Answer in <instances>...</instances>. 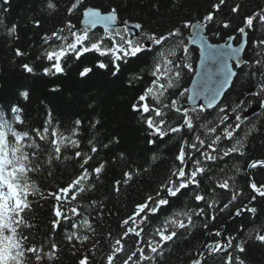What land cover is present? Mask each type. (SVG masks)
I'll return each mask as SVG.
<instances>
[{
	"label": "trees",
	"instance_id": "obj_1",
	"mask_svg": "<svg viewBox=\"0 0 264 264\" xmlns=\"http://www.w3.org/2000/svg\"><path fill=\"white\" fill-rule=\"evenodd\" d=\"M76 1L53 0L57 5V10L53 12L47 9V0H8V3H0V20L3 21L0 24V114L10 122H14L15 116L19 115L23 124L14 126L18 130L27 131H42L51 119L52 125L65 135H71L73 129H76L78 134L72 138L80 142L79 149L70 146L62 148L60 159L54 158L49 165L46 161L48 153L52 151L51 146L37 138V142L42 145L39 156L43 167L39 173L32 175V179L45 195L65 186L80 171V160L75 158V151L81 150L91 154L89 140L99 148L88 165L89 170L100 162H106L105 171L100 178L97 180L93 175L89 181L92 187L79 194L77 201L65 205V210L70 206L79 205L80 215L72 216L67 213L71 219L63 220L61 227L55 230L51 227L54 200L42 199L38 195L31 197L32 210L29 217L34 227L26 229V233L35 238V243L43 245L45 251L50 249L51 242L57 244L56 258L49 264H78L83 255L89 257L90 264H107L106 256L110 253L115 239L120 238L125 230L122 221L147 195H154L159 186L166 182L174 167L179 165L175 156L181 143L184 140L195 142V136L200 135L207 144L216 135H220L221 141L214 147L226 150L240 139L244 143V155L236 152L222 159L206 161L199 152L189 149L193 152L194 159L203 160L201 166L206 168V173L198 176L199 187L191 186L177 197L169 198L170 205L151 217L150 222L141 225L145 229L144 239H147L148 234L156 227L162 226L167 217L174 216L175 212L203 207L206 215L193 216V226L178 229L177 237L164 246L163 257H157V264H191L193 259H199L202 264H224L225 254L210 253L206 245L214 242L226 243L229 237L233 238L234 244H239L240 239L246 248L244 253L229 249L233 255L241 256L245 264H264V243L254 239L256 230L264 231V198L257 196V199L252 201L254 193L249 186L251 180L258 184L264 183V168L248 167L251 161L264 159V45L253 46V41L264 39V27L257 22L255 30H248L244 50L245 63L237 69V76L220 104L205 111L189 110V115L193 117L194 130L189 132L185 128L180 133H170L160 139L150 134L140 113L133 111L132 105L154 78L151 73L159 59L158 52L174 46L179 39H183L185 44L184 36L190 27L184 28L183 24L186 21L190 24L201 21L208 11L212 10L211 5L218 0H79L77 8L69 15L67 9ZM237 4L241 7L239 12L234 14L230 9ZM86 6H102L104 9L116 7L118 22L127 21L143 26L137 38L142 39L144 43L148 42L144 39V33L167 34L179 27L183 36L170 38L163 47L150 44L151 51L124 62L118 61L120 68L115 75L111 57L100 56L95 52L86 53L79 60L70 55L62 62L65 69L62 74L45 75L43 69L51 64L45 58V52L58 47L62 41L52 37L45 43L43 37H51L57 29L65 28L69 21L77 28L82 10ZM261 8H264V0H226L221 11L215 14L214 21L204 28L205 35L212 42L222 41L230 35H234L236 41L240 37L237 29L242 26L243 18ZM223 22H228L230 27L224 28ZM12 25L16 26L17 31L10 35L8 29ZM91 34L98 37L104 33L96 29ZM61 35L69 33L65 31ZM17 49L24 55L17 56ZM188 49L187 61L183 59L182 48L177 49L175 57H170L180 64V68H173V72L161 82L166 84L168 78L175 82L177 70L181 76L179 82L168 89L162 98L165 104H170L173 99H184L186 95L185 88L197 60V50L192 47ZM99 60L107 63L108 67L99 68ZM257 60L260 62L257 63ZM185 62L191 63V69L183 67ZM25 63L33 67L32 73L24 70ZM85 67L92 70L81 77L80 72ZM253 68L261 75V86L255 96L244 97L243 102L244 105L259 103L262 106L258 112L239 122L235 118L242 108L237 107L233 113H228V109L233 101L249 88ZM24 93L28 94L27 98ZM181 93L184 95L181 96ZM221 107L226 109L225 112H220ZM13 108L16 112L12 111ZM165 111L169 113L167 120L170 126L182 123L183 117L180 113L171 108ZM225 115L228 120L222 122L221 117ZM77 120L81 121L79 126L75 123ZM237 123L241 126L239 129H235ZM202 125L216 127L217 131L208 133ZM229 125L233 126L234 131L231 140L223 136L224 128ZM150 140L155 143H149ZM103 144L108 147H102ZM64 156H69L70 159L65 160ZM153 156L158 159L153 161ZM191 167L189 161L186 171L191 170ZM129 169L139 174L117 192L114 182L123 180V173ZM224 180H228V189L217 186ZM197 193L205 195L209 203L215 200L213 208H208L207 203L203 201L196 202L194 195ZM233 194H237L236 199L227 209L220 211L225 203L232 200ZM93 201L96 202L95 205H92ZM245 205L256 207V214L245 211L237 217L236 210ZM213 214L215 220L210 219ZM179 218L185 219L187 223L183 216ZM84 220H88L94 231L84 227ZM205 223L208 224L207 228L203 227ZM73 232L76 237L69 242L67 237ZM216 232L220 235H215ZM250 232L253 234L251 238ZM86 235L88 240H91V245L80 249L87 241L83 240ZM136 241L137 238L132 235L125 238L127 252L135 249ZM140 246L145 247L146 255H152L143 241ZM124 259L125 253L118 254L116 264H122Z\"/></svg>",
	"mask_w": 264,
	"mask_h": 264
},
{
	"label": "snow or ice",
	"instance_id": "obj_2",
	"mask_svg": "<svg viewBox=\"0 0 264 264\" xmlns=\"http://www.w3.org/2000/svg\"><path fill=\"white\" fill-rule=\"evenodd\" d=\"M4 3H8V0H3ZM226 0H218L211 5L210 11L202 18L201 21L196 24V34L199 36L202 29L206 28L215 19V14L220 12L222 6H224ZM47 9L50 12L57 10V5L53 0H47ZM240 5L237 4L230 10L232 13H238L240 10ZM77 8V5L73 3L71 7L67 9L68 14L71 15L73 11ZM83 24L84 27L79 30H74L75 25L69 21L65 28L57 29L51 34V37L45 35L43 37L45 43L55 37L57 40L62 41V43L52 50L45 52V58L47 61L51 62L49 67H45L43 72L45 75H55L62 74L65 69L62 64L63 60L74 55L77 60L86 53L95 52L100 56H110L111 63L115 68L113 74L119 71L120 63L124 62L132 57H137L141 53L151 51L148 44L144 43L142 39L133 38L131 35V29L129 28H117L114 27L118 21V9L116 7H111L109 9H104L102 6H86L82 10ZM259 23L261 27H264V8L259 9L252 14H249L243 18L242 26L237 29V32L241 36H246L248 30H255L256 23ZM3 21L0 20V24ZM38 25V21L36 22ZM126 24L127 21H124ZM97 25L103 26V35L94 37L91 34L92 29H95ZM184 28L191 27L190 22H185L183 24ZM223 27L228 28L230 24L228 22H223ZM137 30L136 36L139 37L140 30L143 26L139 23L134 25ZM17 31L16 26L12 25L8 32L9 34H15ZM67 31L69 35H61V33ZM144 39L152 46L163 47L170 38L176 37L180 38L183 36L181 28H175L169 31L167 34L157 35L155 33L143 34ZM234 39V37H229V40ZM107 41L108 43H106ZM195 42V41H193ZM264 45V39L259 41H253V46ZM209 49L213 46L209 45ZM226 47L230 50L232 57H238L241 49L239 47L233 48L232 44H227ZM182 48L184 56V61L188 59L189 49L184 44L183 39L177 40L176 44L172 47L167 48L164 51H159V59L155 63L154 71L151 75L154 77L150 81V85L147 86L142 94L137 97L136 103L132 105V109L135 112L140 113L142 120L146 123L147 128L150 130V134L163 139L170 133H180L185 128L192 132L194 130L193 117L189 115V109H181L178 107L179 101L173 99L170 104L163 103L162 98L168 89H171L179 82L181 73L180 71H175V82L172 78L167 79V83H162L169 73L173 72V68L179 69L180 64H177L170 57H175L177 55V49ZM203 54V50H202ZM17 56H22L24 53L20 50H16ZM209 58L215 60L216 55L209 54ZM257 63L260 61L257 60ZM97 66L101 69L107 68L108 64L103 60L97 62ZM239 65L237 64V67ZM183 67L191 69V63H183ZM23 68L26 72L32 73L34 71L33 67L29 64H23ZM92 69L85 67L81 72L80 76L83 77L87 75ZM236 73L228 65V60L223 59L221 61V67L219 68V75L216 79V83L213 87H208L207 82L205 87L197 92L195 89L192 90V94L187 97L189 101L195 104L197 98L203 96L205 103L199 106V111H205L206 109H211L218 103L217 98L221 96L222 90L225 85L229 83L231 78L235 76ZM208 80H212V70L208 71ZM55 91V89H53ZM188 90L185 89V92ZM27 98V93L23 94ZM184 93H181L183 96ZM150 100L152 101L150 103ZM174 109L176 113H180L183 117L182 123L176 126H170L168 124L167 117L169 113L165 109ZM225 108L221 107L220 112H225ZM16 112V109H12ZM192 112H196L197 109L193 107ZM199 119V117H196ZM237 121L241 119L240 116H236ZM228 116H222L221 121H227ZM76 125L79 126L81 121L77 120ZM99 123V121H97ZM209 124L211 121L208 122ZM14 124H23L21 117L19 115L15 116L14 122H10L8 119L3 118L0 114V264H49L56 258V253L58 252V247L55 242L50 243V249L45 251L43 245H38L34 242L35 238L30 237L26 233V229L30 230L34 227L32 224L29 213L32 210L31 197L39 196L42 199L52 198L54 204L52 207L53 220L51 222V227L53 230L61 227L63 220H70L71 217L67 213H71L72 216H79V205L70 206L65 210V205H71L73 201H77L79 194H83L88 191L92 185L89 181L92 179L93 175L95 179H99L100 175L105 171L106 162H100L95 167L89 170L88 165L93 160L94 154L99 151V148L89 140L88 143L91 145L90 153L83 152L81 150L75 151V158L80 160L79 173L70 180L65 186L58 187L54 191H49L45 195L41 191L38 184L32 179L34 173H39L43 167L40 161L39 153L42 150V145L37 142L44 141L50 144L52 151L48 153L47 163L50 165L55 158L60 159L62 148H68L69 146L74 149L80 148V142L78 139L72 137L78 134L76 129H73L71 135H65L58 128L52 125L51 119L43 127L42 131L40 129H34L32 131L18 130ZM95 125H93L94 127ZM208 133H215L217 131L216 127H208L207 125H202ZM241 126L239 123L235 125V129H239ZM233 126L229 125L224 128L223 136L226 139L231 140L234 136ZM34 133V134H33ZM221 141V136L216 135L210 143L206 144V141L200 137V135L195 136V142L189 143L184 140L179 148L178 154L175 156V160L179 162L178 166H175L171 172V175L167 178L166 182L162 183L155 194H149L146 196L145 200L141 203L135 205L133 212L122 221V227L125 228L123 235L120 238L115 239L114 245H112L110 253L106 256L107 264H116L118 254L125 253L126 259L122 261V264H157V257H163L164 246L171 242L178 235V229H187L193 226V216H205L206 212L203 207L199 209H188L187 211H177L174 216H169L165 219L164 223L160 227H156L153 232L148 234V238L144 239L145 229L141 226L142 224L148 223L151 217L156 216L162 208L170 205V199L172 197H177L181 194L183 190L189 189L191 186L200 185V180L198 176L206 173V168L201 166L203 160L215 161L218 158H223L229 156L231 153L239 152L240 155H244L242 149L244 148V143L242 140L237 139L232 147L226 150L218 149L214 147L218 145ZM149 143H155L154 140H150ZM102 147L107 148V144H103ZM189 149L199 152V155L203 157V160L199 158H193V152ZM204 149H209L204 150ZM222 151V156L220 152ZM216 153V155H213ZM54 154V155H53ZM65 160L70 159L69 156L63 157ZM158 159L157 156H153L152 160ZM191 161V170H187ZM251 169L264 168V159L253 160L248 164ZM51 173H49L50 175ZM137 171L129 169L123 173V180H116L114 182V187L117 192L123 185H127L129 181L133 179L135 175H138ZM221 189H228V180H224L217 185ZM251 190L255 193L251 197L252 201L257 199V196L264 198V183L256 182L251 180L249 184ZM163 193V194H162ZM237 194H233L232 200L225 203L220 211H224L229 207V204L236 199ZM194 200L196 202L207 203L208 208H213L216 203L213 200L209 203L206 200L205 195L195 194ZM95 201L92 205H95ZM101 209L103 205H100ZM247 211L251 214H256V207H249L245 205L243 208H238L235 212L237 217L241 216L243 212ZM183 216L185 219H180ZM215 215H211L210 219L215 220ZM254 218V215H253ZM85 228L94 231L92 225L88 220L83 221ZM203 227L207 228L208 224L205 223ZM171 229V230H170ZM130 235L137 238L136 246L130 253L126 251L124 240ZM215 235L219 236L220 233L216 232ZM252 233H249V238L252 237ZM76 237V233H71L67 239L69 242ZM89 237L86 235L83 240H88ZM254 239L261 243H264V232L260 230L255 231ZM141 241L146 245L147 250L152 255L145 254V247L140 246ZM95 247V246H94ZM210 253H224L225 260L224 264H245L244 259L239 255H233L229 249H234L239 253H244L246 248L242 244H234L233 238L229 237L226 243L214 242L213 244L206 245ZM78 264H90L89 257L83 255ZM191 264H202L199 259H193Z\"/></svg>",
	"mask_w": 264,
	"mask_h": 264
},
{
	"label": "water",
	"instance_id": "obj_3",
	"mask_svg": "<svg viewBox=\"0 0 264 264\" xmlns=\"http://www.w3.org/2000/svg\"><path fill=\"white\" fill-rule=\"evenodd\" d=\"M1 2H3V0H0V3ZM83 19L84 18L82 15L80 26L78 27L79 29L84 27ZM196 24L197 23H194L190 27L189 35L186 36V39H187L186 46L187 47L188 46L195 47L198 51V58H197V61L195 64L194 73L191 76L188 85L186 86V89L188 90L186 98L182 101H179L178 107L181 109H185V108L192 109L193 107H195L197 109V108H199V106L201 104L205 103L203 96L197 98L195 101V104H193L191 101H189L187 99V97L192 94L193 89H195L197 92L201 91L205 87L206 82L208 84V87H210V88L215 85L216 79L219 75V68L221 67V61L223 59L228 60L229 67H231L232 70L236 73L234 66H237V64L239 66H241L243 61H244V58H245L244 57V48L246 45L245 36H241L240 41L237 43H233V39L229 40V37L227 39H225L224 41H221L219 43H212L207 39V37L204 33V29L201 30L199 36L196 34ZM134 25L135 24L128 23V22L126 24L125 23H116V25H114V27H117V28L124 27V28L131 29V35L133 38H135L137 30L134 28ZM96 28H100L103 30L102 25H97ZM231 37H233V36H231ZM193 41H195V42H193ZM229 43L232 44L233 48L239 47L241 49L238 57L229 58L231 56V53H230V50L226 47V45ZM209 45H212L213 47L211 49H209V47H208ZM202 50H203V54H202ZM210 53L216 55L215 60L209 58ZM209 69L212 70V80H208ZM234 77L235 76H233L231 78V80L229 81V83L224 86L221 96H219L217 98L218 103L222 100L224 94L229 90V88L233 82ZM259 81H260L259 73L256 70H253L252 84L250 86V89L245 93V95H253L255 93L257 86L259 85ZM240 101H241V98L238 99V101H236L235 104L240 103ZM259 109H260L259 104L252 105L251 107H249L248 109H246L244 112H242L240 114L241 119L239 121H242L243 119L250 117L254 113L258 112Z\"/></svg>",
	"mask_w": 264,
	"mask_h": 264
},
{
	"label": "rangeland",
	"instance_id": "obj_4",
	"mask_svg": "<svg viewBox=\"0 0 264 264\" xmlns=\"http://www.w3.org/2000/svg\"><path fill=\"white\" fill-rule=\"evenodd\" d=\"M90 245H91V240H87V241H85V242L83 243V246L80 247V249L87 248V247L90 246Z\"/></svg>",
	"mask_w": 264,
	"mask_h": 264
},
{
	"label": "bare ground",
	"instance_id": "obj_5",
	"mask_svg": "<svg viewBox=\"0 0 264 264\" xmlns=\"http://www.w3.org/2000/svg\"><path fill=\"white\" fill-rule=\"evenodd\" d=\"M252 73H253V71L251 72V74H252ZM260 109H261V108H260ZM260 109H259V110H260ZM252 192H253V191H252ZM253 193H254V192H253ZM254 195H255V193H254ZM263 232H264V231H263ZM234 238H235V237H234ZM238 241H239V244H241V240L239 239Z\"/></svg>",
	"mask_w": 264,
	"mask_h": 264
}]
</instances>
